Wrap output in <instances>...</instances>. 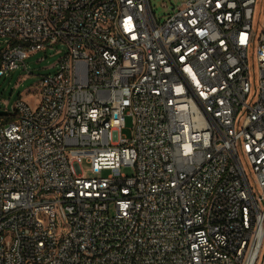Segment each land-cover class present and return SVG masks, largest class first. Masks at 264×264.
Wrapping results in <instances>:
<instances>
[{
    "label": "built area",
    "instance_id": "obj_1",
    "mask_svg": "<svg viewBox=\"0 0 264 264\" xmlns=\"http://www.w3.org/2000/svg\"><path fill=\"white\" fill-rule=\"evenodd\" d=\"M0 39V80L61 55L0 114V264H264V0H0Z\"/></svg>",
    "mask_w": 264,
    "mask_h": 264
},
{
    "label": "rangeland",
    "instance_id": "obj_2",
    "mask_svg": "<svg viewBox=\"0 0 264 264\" xmlns=\"http://www.w3.org/2000/svg\"><path fill=\"white\" fill-rule=\"evenodd\" d=\"M187 0H150L153 12L159 23L163 24L168 17L173 14L177 7ZM4 40L0 39V55L4 48ZM62 49L61 46H58ZM46 56L42 62L39 60ZM60 54L39 53L31 56L26 60L28 70L21 67L12 71L8 76L0 80V114L6 113V109L12 110L17 100L21 97L26 102L36 107L39 102V94L36 85L42 75L52 72L47 69L60 58ZM253 60V55L251 56ZM133 124L132 117H126L123 123V134L131 135V128ZM83 170L90 174L89 166L85 163ZM109 172H104L103 176H107ZM126 173H130L129 170Z\"/></svg>",
    "mask_w": 264,
    "mask_h": 264
},
{
    "label": "trees",
    "instance_id": "obj_3",
    "mask_svg": "<svg viewBox=\"0 0 264 264\" xmlns=\"http://www.w3.org/2000/svg\"><path fill=\"white\" fill-rule=\"evenodd\" d=\"M1 114H3V113H1Z\"/></svg>",
    "mask_w": 264,
    "mask_h": 264
}]
</instances>
